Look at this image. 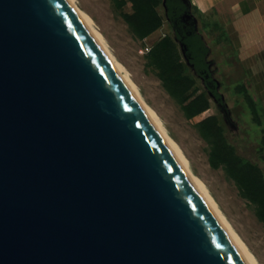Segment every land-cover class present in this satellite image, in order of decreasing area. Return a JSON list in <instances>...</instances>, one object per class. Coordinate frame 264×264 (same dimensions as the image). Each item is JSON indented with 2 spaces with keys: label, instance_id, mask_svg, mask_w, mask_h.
<instances>
[{
  "label": "water",
  "instance_id": "95a60500",
  "mask_svg": "<svg viewBox=\"0 0 264 264\" xmlns=\"http://www.w3.org/2000/svg\"><path fill=\"white\" fill-rule=\"evenodd\" d=\"M0 264H246L68 0H0Z\"/></svg>",
  "mask_w": 264,
  "mask_h": 264
},
{
  "label": "rangeland",
  "instance_id": "374dc122",
  "mask_svg": "<svg viewBox=\"0 0 264 264\" xmlns=\"http://www.w3.org/2000/svg\"><path fill=\"white\" fill-rule=\"evenodd\" d=\"M74 1L92 19L109 52L126 71L143 101L156 113L167 134L178 144L191 172L209 190L258 263L264 264V222L258 216L257 206L241 193L222 163L211 164V145L197 126L204 118L214 117L220 137L232 148L238 161L256 166L264 178V113L229 54L215 16L197 7L195 13L192 12L196 29L210 47L208 60L216 82L209 89L185 59L162 0H156L154 6L161 18L159 28L143 37L136 35L128 23L134 12L131 0ZM165 33L167 41L162 47L153 53L145 52V45L155 46ZM161 66L171 69V74L180 72L184 76L183 96L188 98L180 101L176 91L165 85ZM196 96L206 98L208 107L188 115L186 104Z\"/></svg>",
  "mask_w": 264,
  "mask_h": 264
},
{
  "label": "trees",
  "instance_id": "16d2710c",
  "mask_svg": "<svg viewBox=\"0 0 264 264\" xmlns=\"http://www.w3.org/2000/svg\"><path fill=\"white\" fill-rule=\"evenodd\" d=\"M134 12L129 16L128 23L139 37L148 35L159 28L161 18L154 9L156 0H131ZM165 7V15L173 28V33L180 43L183 55L191 65L194 73L203 80L210 89L215 85L212 75L208 53L209 48L202 34L196 29V23L192 16V10L188 0H162ZM151 48L147 53H153L158 47H162L165 37ZM155 47V48H154ZM164 67V66H161ZM161 76L165 85L176 91L180 101L188 97L183 96L186 89L184 76L180 72L172 73L171 69L163 68ZM253 105L254 102L251 101ZM251 105V106H252ZM188 115H194L208 107V101L203 97H195L186 104ZM199 131L210 143V162L213 166L223 164L227 173L236 181L241 193L255 202L258 216L264 222V178L261 171L251 163L238 161L232 148L220 137L219 128L215 118L206 117L197 123Z\"/></svg>",
  "mask_w": 264,
  "mask_h": 264
},
{
  "label": "crops",
  "instance_id": "0c3cea01",
  "mask_svg": "<svg viewBox=\"0 0 264 264\" xmlns=\"http://www.w3.org/2000/svg\"><path fill=\"white\" fill-rule=\"evenodd\" d=\"M188 1L192 12L197 7L215 16L229 54L264 113V0Z\"/></svg>",
  "mask_w": 264,
  "mask_h": 264
},
{
  "label": "bare ground",
  "instance_id": "6f19581e",
  "mask_svg": "<svg viewBox=\"0 0 264 264\" xmlns=\"http://www.w3.org/2000/svg\"><path fill=\"white\" fill-rule=\"evenodd\" d=\"M70 5L72 6L73 10L76 12L78 17L81 19V21L84 23V25L87 27L89 32L92 34V36L95 38L101 49L103 50L104 54L114 67V69L117 71L119 76L122 78L124 83L127 85V87L130 89L132 94L137 99L141 109L149 119V121L152 123V125L156 128V130L160 133V136L170 152L174 155V157L177 159V161L182 166L183 170L189 177L191 183L193 184L194 188L198 192L199 196L205 203V205L209 208L217 222L220 224L222 229L225 231L241 257L244 259L246 264H259L256 260L255 256L249 251L245 243L241 240V238L238 236V234L233 230L223 213L220 211L216 201L210 194L209 190L206 188V186L203 184V182L198 179L189 169L188 161L183 155L180 147L178 144L167 134L166 130L162 126L158 116L156 113L143 101L141 98L136 86L134 83L131 82L129 77L127 76L126 71L123 69V67L116 61V59L113 57V55L109 52L106 43L103 39V36L97 29L94 27L92 19L84 13L75 3L74 0H68Z\"/></svg>",
  "mask_w": 264,
  "mask_h": 264
},
{
  "label": "built area",
  "instance_id": "2783aa9c",
  "mask_svg": "<svg viewBox=\"0 0 264 264\" xmlns=\"http://www.w3.org/2000/svg\"><path fill=\"white\" fill-rule=\"evenodd\" d=\"M162 35H164V34H162ZM150 48H151V45H145L143 47V49L145 50V52L149 51Z\"/></svg>",
  "mask_w": 264,
  "mask_h": 264
}]
</instances>
